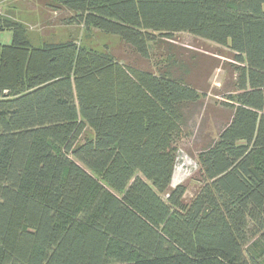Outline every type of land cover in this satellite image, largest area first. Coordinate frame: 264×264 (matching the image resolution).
Listing matches in <instances>:
<instances>
[{
  "label": "trees",
  "instance_id": "16d2710c",
  "mask_svg": "<svg viewBox=\"0 0 264 264\" xmlns=\"http://www.w3.org/2000/svg\"><path fill=\"white\" fill-rule=\"evenodd\" d=\"M150 59L188 32L234 52L230 121L172 187L184 62L157 71L75 39L35 46L0 17V264H264V0H43Z\"/></svg>",
  "mask_w": 264,
  "mask_h": 264
},
{
  "label": "rangeland",
  "instance_id": "374dc122",
  "mask_svg": "<svg viewBox=\"0 0 264 264\" xmlns=\"http://www.w3.org/2000/svg\"><path fill=\"white\" fill-rule=\"evenodd\" d=\"M0 17L23 25L33 45L75 39L80 45L99 52H110L122 61L157 71L172 59L184 62L189 70L187 80L200 92V99L185 107V125L178 141L179 153L172 187L188 186L190 199L201 186L198 151L219 136L230 121L232 108L226 105L230 94H236L237 72L234 52L228 47L188 32H177L173 38H161L153 47L150 59H140L129 50L121 38L95 28L61 26L55 13L43 0H0ZM13 33L0 31V43L11 44Z\"/></svg>",
  "mask_w": 264,
  "mask_h": 264
}]
</instances>
